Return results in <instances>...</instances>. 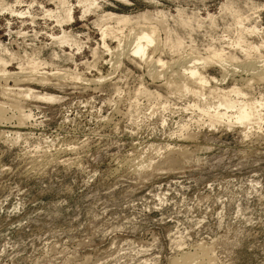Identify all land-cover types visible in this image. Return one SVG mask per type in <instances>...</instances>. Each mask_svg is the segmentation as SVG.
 <instances>
[{"label":"rangeland","instance_id":"rangeland-1","mask_svg":"<svg viewBox=\"0 0 264 264\" xmlns=\"http://www.w3.org/2000/svg\"><path fill=\"white\" fill-rule=\"evenodd\" d=\"M214 87L264 99V0H0V264H264V118Z\"/></svg>","mask_w":264,"mask_h":264},{"label":"bare ground","instance_id":"bare-ground-1","mask_svg":"<svg viewBox=\"0 0 264 264\" xmlns=\"http://www.w3.org/2000/svg\"><path fill=\"white\" fill-rule=\"evenodd\" d=\"M88 4H92V2H88ZM88 6L89 5H87L85 10L88 9ZM66 12H67V19H69L70 18L69 9ZM113 19L116 23L125 24L126 22L129 21L130 18L126 15H114ZM102 36H104V31ZM154 41H155L154 29L152 27L142 28L140 29L139 33L133 38V46L131 48V51L132 53L138 55L139 57H144L148 45L153 43ZM207 58H209L206 59L207 61L211 62V60H214L222 67L225 65L224 57H222L220 54L216 52H213L212 56ZM156 62L161 64L163 63L160 58H157L155 60V63ZM185 63L181 62L178 67L179 69H177L178 71L177 72L175 71L176 73L179 74L182 72L181 74L183 75L180 88L189 92L191 91L195 96H199V95L202 96L204 92L202 90L198 91L196 89H192L193 87L191 88L190 84L192 85L194 81H198L201 88V85L203 83L208 82L209 80L207 81V79L209 78L206 79L204 76H202L200 72L197 71L196 66L186 65ZM208 91H209L208 93L211 94L210 96L213 98V100L210 102L204 100L201 103H193L192 108L194 107L199 110L200 115L205 118L206 121L205 124H208L210 127L215 126L216 124L218 125V123L222 125L223 123L221 122H224L225 126L229 125V127L234 123H238V125L241 124L242 127H245L244 129L246 130L247 124L252 123L253 121L254 124L258 122L261 123V120L264 118V109L262 111V108H264V99L261 97L259 99L248 100L246 97H244L245 94L238 87H231L226 91L214 87L212 89H209ZM249 126H251V124Z\"/></svg>","mask_w":264,"mask_h":264}]
</instances>
